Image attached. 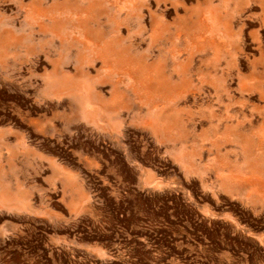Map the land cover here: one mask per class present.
Instances as JSON below:
<instances>
[{"label": "rangeland", "instance_id": "obj_1", "mask_svg": "<svg viewBox=\"0 0 264 264\" xmlns=\"http://www.w3.org/2000/svg\"><path fill=\"white\" fill-rule=\"evenodd\" d=\"M199 81L219 91L236 84L228 128L211 125L213 112H193ZM89 118L151 134L158 153L173 147L169 154L189 174H218L259 221L207 220L170 191L137 193L120 153L89 143ZM23 119L32 142L62 141L61 150L40 140L25 146L27 165L109 161L101 171L113 196L94 188L109 233L90 238L89 219L75 230L65 225L70 211H89V189L65 184L62 225L47 220L40 233L1 242L0 264H264V0H0V128ZM225 130L234 142L221 141L227 156L216 167L195 162L201 142ZM1 150L0 162L16 159L11 146ZM10 223L0 215V230ZM94 239L99 245L89 246Z\"/></svg>", "mask_w": 264, "mask_h": 264}, {"label": "crops", "instance_id": "obj_2", "mask_svg": "<svg viewBox=\"0 0 264 264\" xmlns=\"http://www.w3.org/2000/svg\"><path fill=\"white\" fill-rule=\"evenodd\" d=\"M198 83L201 84V90L194 93L196 105L193 107V112L196 115H200L205 110L213 112L218 120L214 123L207 120L208 123L221 129L220 131L226 126L228 128L238 109L235 103L239 94L236 84L232 86L228 82L230 86L228 85L227 90L219 91L207 83L200 81ZM102 98L104 99L105 96ZM232 100H234V105L228 106ZM90 106L93 110L94 106L92 104ZM205 125L210 126V124ZM142 131L133 128V133L129 134L130 129L124 123L121 129H113L107 121L99 123L89 118V143L98 151L115 150L120 153L124 166H128L139 180L137 193L146 196L156 191H170L187 200V203L196 208L198 213L207 220L236 222L239 216L243 215L250 218L249 221L253 224L259 221L260 218L251 209L238 205L237 199L224 189L223 180L218 174L210 171L209 175L203 177L183 171V165L174 161L169 154L174 149L173 147L165 148L164 155L162 152L158 153V147L161 145L157 144L151 134L146 133L144 136ZM0 132H2L1 152L8 151L11 146L15 149L12 156L16 158L7 157L0 162V173H6V178L0 181V215L7 216L11 220L9 225L0 230V243L3 241L8 243L11 241L9 238H19L31 229L40 233L44 231L47 220L55 227L62 225V207L67 206L64 185L71 183H80L87 190L89 189V211L88 213L70 211L69 222L65 225L75 230L82 221L89 219L90 238L106 236L109 233V213L104 211V199L99 197V192L94 189L95 185H98L99 188L105 190L108 196H113L114 190L108 186L109 180L101 171V168L110 167L109 161L101 162L100 167H97L98 164L89 163L87 166L82 164L80 169L70 168L58 161L53 165L36 159L27 165L23 152L25 146L35 143L39 147L40 144L42 146L46 144L54 150H61V139L44 136L32 142L34 138L29 135L34 130L24 119L15 125L9 124L0 128ZM222 140L224 143L228 141L229 144L234 143L226 138L225 130L224 134H219L218 138L215 137L214 143L201 142L200 155L195 157V162L208 167H216L215 162L231 150L230 147V150L228 147L220 148ZM192 142L188 143V146ZM188 146L186 145L187 150L191 152L192 148ZM132 148L138 149L140 152L138 157L133 155ZM115 178L117 180V177ZM232 204L240 210L229 211ZM89 243L91 247L99 245L97 239Z\"/></svg>", "mask_w": 264, "mask_h": 264}]
</instances>
